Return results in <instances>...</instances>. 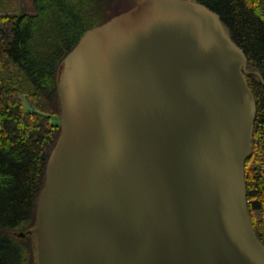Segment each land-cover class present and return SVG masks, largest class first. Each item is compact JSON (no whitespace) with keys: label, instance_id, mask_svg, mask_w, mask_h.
Segmentation results:
<instances>
[{"label":"water","instance_id":"obj_1","mask_svg":"<svg viewBox=\"0 0 264 264\" xmlns=\"http://www.w3.org/2000/svg\"><path fill=\"white\" fill-rule=\"evenodd\" d=\"M64 64L39 264H264L245 170L257 116L246 75L264 77L220 15L135 0Z\"/></svg>","mask_w":264,"mask_h":264},{"label":"trees","instance_id":"obj_2","mask_svg":"<svg viewBox=\"0 0 264 264\" xmlns=\"http://www.w3.org/2000/svg\"><path fill=\"white\" fill-rule=\"evenodd\" d=\"M220 15L227 34L264 77V0H194ZM14 11L0 0V264H39V198L62 132L59 82L67 55L91 28L135 6V0H34ZM247 82L257 103L247 160L249 212L264 245V85ZM23 234V235H22Z\"/></svg>","mask_w":264,"mask_h":264},{"label":"rangeland","instance_id":"obj_3","mask_svg":"<svg viewBox=\"0 0 264 264\" xmlns=\"http://www.w3.org/2000/svg\"><path fill=\"white\" fill-rule=\"evenodd\" d=\"M34 0H14V11L16 13L24 12V10L33 12L35 10ZM65 66V65H64Z\"/></svg>","mask_w":264,"mask_h":264}]
</instances>
